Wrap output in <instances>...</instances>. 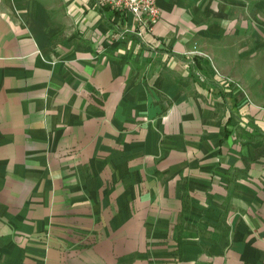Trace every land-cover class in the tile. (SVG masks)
Masks as SVG:
<instances>
[{
	"label": "crops",
	"instance_id": "crops-1",
	"mask_svg": "<svg viewBox=\"0 0 264 264\" xmlns=\"http://www.w3.org/2000/svg\"><path fill=\"white\" fill-rule=\"evenodd\" d=\"M0 0V264H264V0Z\"/></svg>",
	"mask_w": 264,
	"mask_h": 264
},
{
	"label": "built area",
	"instance_id": "built-area-1",
	"mask_svg": "<svg viewBox=\"0 0 264 264\" xmlns=\"http://www.w3.org/2000/svg\"><path fill=\"white\" fill-rule=\"evenodd\" d=\"M119 12H130L141 27L152 29L160 16L157 0H95Z\"/></svg>",
	"mask_w": 264,
	"mask_h": 264
}]
</instances>
